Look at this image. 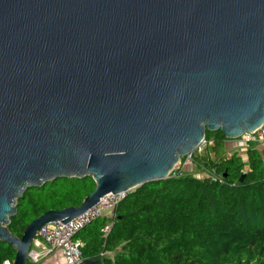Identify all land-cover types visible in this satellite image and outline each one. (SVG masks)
<instances>
[{"label":"water","instance_id":"95a60500","mask_svg":"<svg viewBox=\"0 0 264 264\" xmlns=\"http://www.w3.org/2000/svg\"><path fill=\"white\" fill-rule=\"evenodd\" d=\"M263 122L264 0H0V242L13 264H29L42 227L168 179L207 131L237 140ZM85 177L96 187L81 205L11 232L28 189Z\"/></svg>","mask_w":264,"mask_h":264},{"label":"trees","instance_id":"16d2710c","mask_svg":"<svg viewBox=\"0 0 264 264\" xmlns=\"http://www.w3.org/2000/svg\"><path fill=\"white\" fill-rule=\"evenodd\" d=\"M205 140V151L192 153L203 177L184 173L130 192L106 236L104 217L77 233L83 258L94 264H264V150L252 143L244 157L229 154L221 131H207ZM95 187L85 177L28 189L11 232L21 237L42 214L81 205ZM15 254L0 242V264Z\"/></svg>","mask_w":264,"mask_h":264},{"label":"built area","instance_id":"2783aa9c","mask_svg":"<svg viewBox=\"0 0 264 264\" xmlns=\"http://www.w3.org/2000/svg\"><path fill=\"white\" fill-rule=\"evenodd\" d=\"M240 140L246 144V146L252 143L257 145L264 144V122L255 131L245 133ZM186 158L192 160V154L186 156ZM183 174L182 160L180 159L179 163L170 172L169 178L181 177ZM132 191L134 190L119 194L110 193L101 198L95 206L68 223L60 221L42 227L38 231L33 244L36 242L44 244L48 248V253L59 251L64 257L66 264H82L85 259L81 251V242L75 239L77 233L96 219L104 217L107 220V224L103 227L102 233L106 236L115 223L117 207ZM29 260L33 263H38L41 258L37 252L31 249ZM3 264H13V261L7 259Z\"/></svg>","mask_w":264,"mask_h":264},{"label":"crops","instance_id":"0c3cea01","mask_svg":"<svg viewBox=\"0 0 264 264\" xmlns=\"http://www.w3.org/2000/svg\"><path fill=\"white\" fill-rule=\"evenodd\" d=\"M233 142L234 140H229L224 143V147H226L225 151L232 150L239 152L237 146L232 144ZM258 148L264 150V144L258 145ZM31 249L40 255L41 260L38 263H33L30 261V264H66L64 257L59 251L48 253V248L44 244H39L36 242L32 245Z\"/></svg>","mask_w":264,"mask_h":264},{"label":"rangeland","instance_id":"374dc122","mask_svg":"<svg viewBox=\"0 0 264 264\" xmlns=\"http://www.w3.org/2000/svg\"><path fill=\"white\" fill-rule=\"evenodd\" d=\"M232 144L237 146L240 155H242L243 157L246 155L248 147L240 139L234 140ZM224 149H226V147H224ZM204 151H205V146L201 145L198 149V152L203 153ZM226 152L229 154H232L235 151L230 150ZM181 160H182V168H183L184 173L194 174V175H197L198 177L204 176V173L198 171V169L196 168V166L194 165L193 161L190 158H184V159L181 158Z\"/></svg>","mask_w":264,"mask_h":264}]
</instances>
